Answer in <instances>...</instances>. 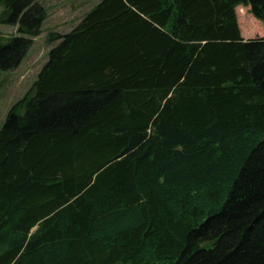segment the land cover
I'll return each mask as SVG.
<instances>
[{
    "label": "trees",
    "instance_id": "obj_1",
    "mask_svg": "<svg viewBox=\"0 0 264 264\" xmlns=\"http://www.w3.org/2000/svg\"><path fill=\"white\" fill-rule=\"evenodd\" d=\"M238 5L264 25V0H100L52 34L0 127V264H264V37ZM0 9L7 71L46 9Z\"/></svg>",
    "mask_w": 264,
    "mask_h": 264
},
{
    "label": "rangeland",
    "instance_id": "obj_2",
    "mask_svg": "<svg viewBox=\"0 0 264 264\" xmlns=\"http://www.w3.org/2000/svg\"><path fill=\"white\" fill-rule=\"evenodd\" d=\"M37 1L46 9L40 34L33 38V44L19 65L11 70H0V127L8 110L32 87L38 72L47 61L48 52L54 44L50 42L52 34L70 31L100 0ZM236 16L240 34L244 39L264 37L263 22L252 16L248 6L238 5ZM16 28L13 25L0 24V34L14 36L17 34ZM153 262L157 264L155 260Z\"/></svg>",
    "mask_w": 264,
    "mask_h": 264
},
{
    "label": "bare ground",
    "instance_id": "obj_3",
    "mask_svg": "<svg viewBox=\"0 0 264 264\" xmlns=\"http://www.w3.org/2000/svg\"><path fill=\"white\" fill-rule=\"evenodd\" d=\"M25 96V94L21 97V99L23 98ZM34 228H32V230H33Z\"/></svg>",
    "mask_w": 264,
    "mask_h": 264
},
{
    "label": "crops",
    "instance_id": "obj_4",
    "mask_svg": "<svg viewBox=\"0 0 264 264\" xmlns=\"http://www.w3.org/2000/svg\"><path fill=\"white\" fill-rule=\"evenodd\" d=\"M1 32V31H0Z\"/></svg>",
    "mask_w": 264,
    "mask_h": 264
}]
</instances>
